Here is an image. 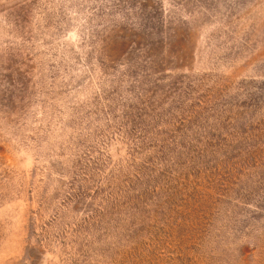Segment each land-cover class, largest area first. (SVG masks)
Instances as JSON below:
<instances>
[{
	"label": "rangeland",
	"instance_id": "374dc122",
	"mask_svg": "<svg viewBox=\"0 0 264 264\" xmlns=\"http://www.w3.org/2000/svg\"><path fill=\"white\" fill-rule=\"evenodd\" d=\"M0 264H264V0H0Z\"/></svg>",
	"mask_w": 264,
	"mask_h": 264
}]
</instances>
